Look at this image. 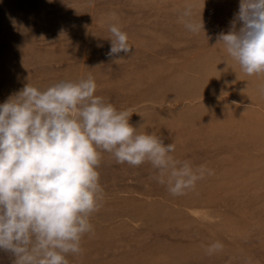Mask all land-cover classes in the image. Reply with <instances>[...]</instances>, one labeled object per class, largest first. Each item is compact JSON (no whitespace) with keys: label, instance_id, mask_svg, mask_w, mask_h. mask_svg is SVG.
<instances>
[{"label":"rangeland","instance_id":"1","mask_svg":"<svg viewBox=\"0 0 264 264\" xmlns=\"http://www.w3.org/2000/svg\"><path fill=\"white\" fill-rule=\"evenodd\" d=\"M239 2L0 0V104L26 84L92 76L95 95L129 110L138 131L213 173L173 196L150 163L102 152L104 198L69 264H264V73L247 75L217 39ZM188 5L198 33L181 18ZM112 24L131 53L107 55ZM216 241L223 250L208 255ZM13 260L0 250V264Z\"/></svg>","mask_w":264,"mask_h":264},{"label":"clouds","instance_id":"2","mask_svg":"<svg viewBox=\"0 0 264 264\" xmlns=\"http://www.w3.org/2000/svg\"><path fill=\"white\" fill-rule=\"evenodd\" d=\"M192 17L188 5L181 18L198 33L202 19ZM109 31L107 55L131 53L127 33L115 24ZM217 39L247 75L264 73V0H240L229 31ZM96 89L92 76L43 90L26 84L0 104V250L14 257L13 264H69V254L83 251L82 237L93 232L90 217L104 198L102 152L119 164L150 163L173 196L213 174L175 160L174 143L138 131L129 122L132 113L118 111ZM222 250L219 241L206 247L208 255Z\"/></svg>","mask_w":264,"mask_h":264},{"label":"bare ground","instance_id":"3","mask_svg":"<svg viewBox=\"0 0 264 264\" xmlns=\"http://www.w3.org/2000/svg\"><path fill=\"white\" fill-rule=\"evenodd\" d=\"M215 116V115H214ZM214 119V117H212ZM217 118V116L215 117V119ZM210 130V129H209Z\"/></svg>","mask_w":264,"mask_h":264}]
</instances>
